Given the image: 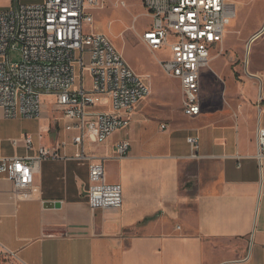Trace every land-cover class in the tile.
Segmentation results:
<instances>
[{"label": "crops", "instance_id": "obj_1", "mask_svg": "<svg viewBox=\"0 0 264 264\" xmlns=\"http://www.w3.org/2000/svg\"><path fill=\"white\" fill-rule=\"evenodd\" d=\"M201 97L197 116L132 118L124 158L115 157L122 139L113 135L87 145L96 156L89 161L43 160L28 198L0 178V264H264L259 90L252 81L230 82L210 97L201 83ZM43 111L40 119L0 114V156H36L40 146L63 142L61 154L79 153L75 131L60 137L61 121L69 131L60 113L51 122ZM102 158L107 181L122 186L121 208L88 205L89 165ZM54 202L60 206L46 205Z\"/></svg>", "mask_w": 264, "mask_h": 264}, {"label": "built area", "instance_id": "obj_2", "mask_svg": "<svg viewBox=\"0 0 264 264\" xmlns=\"http://www.w3.org/2000/svg\"><path fill=\"white\" fill-rule=\"evenodd\" d=\"M9 1L8 7L0 6V114L9 119H40L43 99L52 96L55 111L65 120V129L76 132L73 143L79 147V153L71 157L60 152L64 142L52 148L40 146L36 156H0V178L10 180L16 192L28 198L43 160L84 162L96 158L88 151L87 143L101 144L115 132L129 127L136 105L151 90L105 34L85 30L94 23L90 8L104 0ZM141 2L151 18L142 41L152 51L169 50L171 57L161 61V65L181 85L183 113L201 114L203 69L209 66L213 50L222 44L236 17V1ZM263 33L264 24L250 37L248 51ZM14 52H19L18 60L12 58ZM86 65L90 67L89 88L84 82ZM258 102L264 103V84L259 89ZM24 141L28 149L33 148L31 136L26 135ZM188 141L197 150V138L192 136ZM257 146L256 157L261 162L264 127L258 128ZM130 148V140H120L115 146V157H126ZM89 179L90 208L122 207V186L107 181L104 158L90 163Z\"/></svg>", "mask_w": 264, "mask_h": 264}, {"label": "rangeland", "instance_id": "obj_3", "mask_svg": "<svg viewBox=\"0 0 264 264\" xmlns=\"http://www.w3.org/2000/svg\"><path fill=\"white\" fill-rule=\"evenodd\" d=\"M235 1L238 7L236 17L227 28L222 44L213 50L209 66L203 69L202 85L206 95L210 97L220 96V90L228 87L230 82L245 84L252 81L257 85L258 90L264 84V34L250 45L249 51L247 48L250 37L264 22V0ZM123 2L104 0L100 5L90 8L94 23L87 25L85 30L105 34L135 73L149 85L150 95L136 105L134 124L142 117L145 120L179 121L184 117L183 91L179 81L169 76L161 65V61L168 60L171 54L167 49L152 51L142 41V33L149 26L151 18L141 0H123ZM9 5V0H0V6ZM12 58L18 60L19 52H14ZM89 71L90 67L86 65L84 82L87 88L91 85ZM222 95L226 96L224 93ZM257 104L259 105V102ZM43 107L51 122L58 120L59 114L55 111L54 97H45ZM56 127L58 129L59 124ZM60 127L61 139L72 136V131L63 130L64 121L60 122ZM129 130L130 127L121 129L113 135L116 139H129Z\"/></svg>", "mask_w": 264, "mask_h": 264}, {"label": "water", "instance_id": "obj_4", "mask_svg": "<svg viewBox=\"0 0 264 264\" xmlns=\"http://www.w3.org/2000/svg\"><path fill=\"white\" fill-rule=\"evenodd\" d=\"M47 206H60V203L54 202V203H47Z\"/></svg>", "mask_w": 264, "mask_h": 264}, {"label": "bare ground", "instance_id": "obj_5", "mask_svg": "<svg viewBox=\"0 0 264 264\" xmlns=\"http://www.w3.org/2000/svg\"><path fill=\"white\" fill-rule=\"evenodd\" d=\"M263 34H264V33H263ZM225 36H226V35H225ZM257 39H258V38H257ZM257 39H256V40H257ZM252 43H255V42L253 41ZM252 43H251V45H252ZM257 77L259 78V76H257Z\"/></svg>", "mask_w": 264, "mask_h": 264}]
</instances>
